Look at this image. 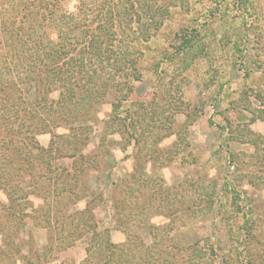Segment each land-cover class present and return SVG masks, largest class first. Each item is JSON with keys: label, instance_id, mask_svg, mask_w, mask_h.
Listing matches in <instances>:
<instances>
[{"label": "rangeland", "instance_id": "374dc122", "mask_svg": "<svg viewBox=\"0 0 264 264\" xmlns=\"http://www.w3.org/2000/svg\"><path fill=\"white\" fill-rule=\"evenodd\" d=\"M84 1L88 3L84 20H91L98 10L94 5L102 0ZM147 1L153 6L141 10L146 25L152 19L162 23L146 41L133 40L130 32L136 25L127 20L130 31H125L119 49L126 45L136 58L141 80L132 82L129 94L118 95L119 107L113 112L122 125L130 126V114L144 121L143 149L108 126L113 120L110 93L100 105L94 96L91 102L87 99L86 121L66 120L50 129L51 133L34 137L42 148L50 142L58 147L62 141L65 151L78 153L81 146L75 140L79 142L80 136L58 137L77 126L89 129L83 134L88 142L82 155L98 161V172L90 173L87 181L93 198L101 201H92L86 192L85 200L75 206L67 204L65 211L78 212L86 204L97 231L107 229L113 243H124L125 234L113 221L118 216L127 221L123 215L134 219L128 201L135 188L130 179L135 172L137 180L150 185L139 184L137 204L144 208L134 215L141 213V219L159 229L154 250L173 256L172 264H264V120L257 116L263 109L259 91L264 97V0ZM125 2L116 1L118 6ZM76 4L65 0L63 10L71 11ZM115 37L121 46L119 35ZM182 38L190 40L192 48L180 53L186 47ZM117 57L126 61L122 54ZM97 67L95 78L102 76L103 85H114V62H97ZM57 94L51 92L49 97ZM78 109L74 106L72 111ZM161 126L162 130L155 131ZM71 150L57 154L54 172L71 167V160L58 158L70 156ZM100 150L108 153L100 154ZM23 159L13 165L5 163L3 171L10 178L0 172V264H81L90 234L62 250L52 245L44 249L50 242L42 193L24 195V189L32 190L24 186V172L36 176L38 167L34 164L24 171ZM20 165L23 169H18ZM140 168L142 173H136ZM5 181L20 189L12 193L15 202L7 195L10 191L6 193ZM123 200V211L118 212L116 201ZM146 226H136L135 232L144 246H150L152 237ZM145 258L138 256L136 264H143Z\"/></svg>", "mask_w": 264, "mask_h": 264}, {"label": "trees", "instance_id": "16d2710c", "mask_svg": "<svg viewBox=\"0 0 264 264\" xmlns=\"http://www.w3.org/2000/svg\"><path fill=\"white\" fill-rule=\"evenodd\" d=\"M63 1L65 3V0L0 2V172L5 173L3 171L5 163L13 165L16 161L19 163L18 160L21 162L23 157L24 171H30L34 164L37 165L38 175H28L24 172V186H32V190L24 189V195L40 196L42 193L41 199L45 209L43 219H46L49 228L50 242V248L44 249H51L52 245L53 248L62 250L73 245L74 241L82 236L90 234L85 249L86 258L81 264H136L139 261L138 256L142 254L146 257L143 264H172L173 256H168V253H164L166 255L164 256L161 255L162 251L154 250L153 243L156 238L159 239V229L149 224V220L143 217L141 219V213L134 215L135 210L144 208L137 204L141 199L139 184L143 183L141 185L146 187L150 182L137 180L135 172L131 175V184L135 188L132 189L128 206L132 209L129 214H132L134 219L130 220L127 215H123L127 221H121L119 216L115 218L113 224L126 237L124 243L115 244L110 240L107 229L97 231L86 204L78 212L65 211L67 204L75 206L85 200L86 192L90 193L92 201L97 199V196L93 198L95 194L90 190L87 179L90 173L98 172L96 171L98 161L94 163L93 159L82 155L88 142V138L83 134L89 129L77 126L70 128L68 135L58 137L65 140L80 136V141L75 142L79 145L78 148L81 146V149L77 150L78 153L67 149L71 150L70 156L58 157L69 159L73 163L70 168L62 169L60 174L54 172L57 168L54 161L58 153L68 152L63 148V142L61 141L62 144L58 147H53L50 142L48 147L42 148L34 140L36 134L45 131L51 133L50 129L59 128L62 122L75 123L81 119L86 121L84 116H87L88 112L86 111V114L83 112L87 99L91 102L95 97L93 101L100 105V100L103 101L105 95L110 93L114 98L110 116L113 120L108 126H114V131L122 139L129 136V140L140 144L143 149L145 131L141 125L144 121L139 116L130 114L128 118L130 126L122 125L113 114L119 107L116 101L118 95L129 94L133 91L132 82L141 80L136 58L130 54L126 45L121 51L119 48L123 46L125 31H130L126 26L127 20L136 25L130 32V35H134L133 40L143 38L145 41L159 29L162 21L152 19L150 25H146V18L141 14V10L145 12L153 6V3L147 0H132L133 2L126 0L128 5L125 2V7L122 3L118 6L117 0H102L98 5H94L95 10H98L91 20H84L87 13L85 8L88 5L84 0H75L76 7L68 12L63 10ZM116 35L120 37L119 47L116 45ZM184 44L186 47H181L180 53L192 48L190 40L185 39ZM119 54H122L126 61L120 60L117 57ZM202 55L204 54L200 51L198 57L202 58ZM110 61H113L115 66L113 71L116 77L115 84L103 85L102 76L97 75V79L95 78L97 62L108 64ZM51 92L58 93L56 98L49 97ZM260 92L258 93L260 97L257 98L264 109L263 92ZM151 98V101L156 99L153 95ZM177 101L181 104V99L178 98ZM74 106L79 108L78 111H72ZM263 109L257 111V116L264 120ZM161 127L155 131L162 130ZM158 139L160 135L155 143ZM22 148L23 151L18 154L17 149ZM11 149H14L12 154ZM99 152L108 153L106 150ZM18 169H23V166L20 165ZM141 170L142 168L136 173L139 171L142 173ZM5 174L10 178V173ZM42 178H45V181ZM13 181L15 182L14 179ZM5 182L8 188L6 193L10 191L7 195L15 202L16 199L13 198L15 195L12 193L20 189L8 181ZM99 201L100 197L95 202ZM113 202L115 204V201ZM116 202L118 206L120 205L119 209L116 207L118 212L123 211L122 206L126 201ZM30 204L27 203L28 206ZM146 209H151L149 204ZM136 226L148 227L152 237L150 246H144L140 236L135 232ZM143 248H146L144 253Z\"/></svg>", "mask_w": 264, "mask_h": 264}]
</instances>
